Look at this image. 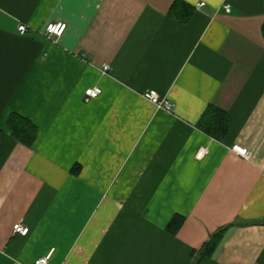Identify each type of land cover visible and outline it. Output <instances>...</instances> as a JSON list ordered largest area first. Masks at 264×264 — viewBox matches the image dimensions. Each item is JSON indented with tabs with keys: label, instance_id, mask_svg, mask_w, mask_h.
<instances>
[{
	"label": "crops",
	"instance_id": "0c3cea01",
	"mask_svg": "<svg viewBox=\"0 0 264 264\" xmlns=\"http://www.w3.org/2000/svg\"><path fill=\"white\" fill-rule=\"evenodd\" d=\"M210 106L221 141L198 128ZM0 130V264H264V0H0Z\"/></svg>",
	"mask_w": 264,
	"mask_h": 264
},
{
	"label": "trees",
	"instance_id": "16d2710c",
	"mask_svg": "<svg viewBox=\"0 0 264 264\" xmlns=\"http://www.w3.org/2000/svg\"><path fill=\"white\" fill-rule=\"evenodd\" d=\"M172 12L176 13L177 19L180 22H188L192 16V12L188 6L182 5L181 2H176L172 8ZM8 127L11 131V136L15 141L21 143L29 148L33 147L38 137L37 126L28 118L18 114L12 113L8 119ZM198 128L205 134L213 137L216 140H223L228 132V122L226 114L213 106L208 107L206 112L202 115ZM2 132L0 130V139ZM77 169V166H75ZM74 172V170H73ZM77 172L75 171V174ZM183 218L175 217L169 224V231L176 233L182 226ZM215 235L212 241L207 245L206 248L213 247L216 244Z\"/></svg>",
	"mask_w": 264,
	"mask_h": 264
},
{
	"label": "built area",
	"instance_id": "2783aa9c",
	"mask_svg": "<svg viewBox=\"0 0 264 264\" xmlns=\"http://www.w3.org/2000/svg\"><path fill=\"white\" fill-rule=\"evenodd\" d=\"M204 5L205 3H199L196 6V9H200ZM224 9L227 12H230L229 5H225ZM66 29H67V26L64 23H50L46 25L43 33L49 40L53 38H55V40H58L63 37L64 33L66 32ZM18 30L21 35H25L26 33H28V27L27 25H24V24L19 25ZM110 69L111 68L109 65H104V67L102 68L103 75H107ZM102 94H103V90L101 89V87L96 86V87L88 88L84 92L83 101L85 104H88L98 99L99 97H101ZM142 97L144 100H146L147 102H149L150 104H152L154 107H156L159 110L165 111L167 113H172L174 111L173 103L166 97H161L158 94V92L155 90L146 91L145 93H143ZM233 150L241 157H244V158L250 157L249 151L245 148L235 146L233 147ZM14 233L20 234L22 236H26L29 233V228L25 227L22 224H17L14 226ZM50 256L51 255L49 254L46 257L38 259L35 262V264H47L50 259Z\"/></svg>",
	"mask_w": 264,
	"mask_h": 264
},
{
	"label": "rangeland",
	"instance_id": "374dc122",
	"mask_svg": "<svg viewBox=\"0 0 264 264\" xmlns=\"http://www.w3.org/2000/svg\"><path fill=\"white\" fill-rule=\"evenodd\" d=\"M74 165H75V164H73V168H74ZM72 170H73V169H72ZM77 171H78V170H77ZM77 171H76V172H77Z\"/></svg>",
	"mask_w": 264,
	"mask_h": 264
}]
</instances>
